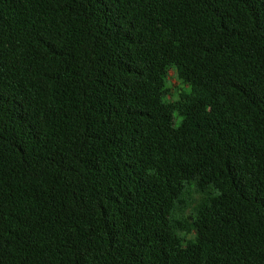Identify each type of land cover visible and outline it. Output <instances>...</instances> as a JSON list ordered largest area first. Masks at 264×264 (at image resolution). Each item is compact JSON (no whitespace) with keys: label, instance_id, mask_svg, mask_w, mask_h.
<instances>
[{"label":"trees","instance_id":"16d2710c","mask_svg":"<svg viewBox=\"0 0 264 264\" xmlns=\"http://www.w3.org/2000/svg\"><path fill=\"white\" fill-rule=\"evenodd\" d=\"M0 264H264V0H0Z\"/></svg>","mask_w":264,"mask_h":264},{"label":"rangeland","instance_id":"374dc122","mask_svg":"<svg viewBox=\"0 0 264 264\" xmlns=\"http://www.w3.org/2000/svg\"><path fill=\"white\" fill-rule=\"evenodd\" d=\"M167 79V85H168V89H169V93H168V98L170 100H173L177 97L178 92L180 90V88H184L186 89V86H183L182 84H180L173 76V70H169L168 74L166 76ZM194 197H197V195H194Z\"/></svg>","mask_w":264,"mask_h":264}]
</instances>
